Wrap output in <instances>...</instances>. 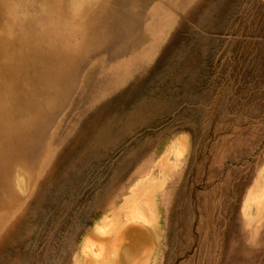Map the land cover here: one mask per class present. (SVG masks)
I'll use <instances>...</instances> for the list:
<instances>
[{"label": "rangeland", "instance_id": "rangeland-1", "mask_svg": "<svg viewBox=\"0 0 264 264\" xmlns=\"http://www.w3.org/2000/svg\"><path fill=\"white\" fill-rule=\"evenodd\" d=\"M154 2L0 0V264H264V0Z\"/></svg>", "mask_w": 264, "mask_h": 264}, {"label": "crops", "instance_id": "crops-1", "mask_svg": "<svg viewBox=\"0 0 264 264\" xmlns=\"http://www.w3.org/2000/svg\"><path fill=\"white\" fill-rule=\"evenodd\" d=\"M198 0H180L177 7L164 8L161 2H154L153 6L146 9L149 10L150 16L145 18L141 23L139 34L157 36L158 39L154 43L161 41L162 37L175 34L178 28L186 24L188 13L196 9ZM170 10V13L163 11ZM179 32V31H178ZM181 33H188V31H180ZM195 33H211L210 31L202 30L199 26L195 27ZM133 33V32H131Z\"/></svg>", "mask_w": 264, "mask_h": 264}, {"label": "bare ground", "instance_id": "bare-ground-1", "mask_svg": "<svg viewBox=\"0 0 264 264\" xmlns=\"http://www.w3.org/2000/svg\"><path fill=\"white\" fill-rule=\"evenodd\" d=\"M145 186L143 185L142 187H140L139 188V190L137 191V195H136V198H135V200H134V202L136 203V204H140V202L142 201L141 199H142V195H143V193H145V188H144ZM147 188H148V186H146ZM145 189V190H144ZM146 202L147 203H149L150 202V199H147L146 200ZM145 202V203H146ZM133 218H134V216H132ZM138 220V219H137ZM134 221H136V217H135V220Z\"/></svg>", "mask_w": 264, "mask_h": 264}]
</instances>
